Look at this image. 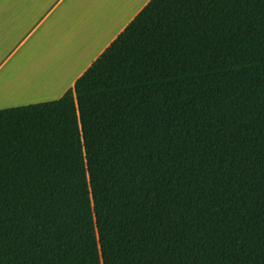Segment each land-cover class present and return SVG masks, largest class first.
<instances>
[{"label":"trees","instance_id":"16d2710c","mask_svg":"<svg viewBox=\"0 0 264 264\" xmlns=\"http://www.w3.org/2000/svg\"><path fill=\"white\" fill-rule=\"evenodd\" d=\"M0 264H264V0H150L0 109Z\"/></svg>","mask_w":264,"mask_h":264},{"label":"crops","instance_id":"0c3cea01","mask_svg":"<svg viewBox=\"0 0 264 264\" xmlns=\"http://www.w3.org/2000/svg\"><path fill=\"white\" fill-rule=\"evenodd\" d=\"M149 1L0 0V86L41 96L0 109L60 98Z\"/></svg>","mask_w":264,"mask_h":264},{"label":"rangeland","instance_id":"374dc122","mask_svg":"<svg viewBox=\"0 0 264 264\" xmlns=\"http://www.w3.org/2000/svg\"><path fill=\"white\" fill-rule=\"evenodd\" d=\"M1 81H3V79ZM21 83L22 86L19 85L20 83H13L12 85H7V88H9V90L5 91L2 90L5 87L0 86V101L2 102V104L20 102L22 96H24L26 99L41 97L40 95H34L33 93H31L37 88V85H35L34 82H32V84L29 86H26L23 82Z\"/></svg>","mask_w":264,"mask_h":264},{"label":"bare ground","instance_id":"6f19581e","mask_svg":"<svg viewBox=\"0 0 264 264\" xmlns=\"http://www.w3.org/2000/svg\"><path fill=\"white\" fill-rule=\"evenodd\" d=\"M2 90H3V91H5V90H9V88L5 87V88H3ZM0 92H1V91H0Z\"/></svg>","mask_w":264,"mask_h":264}]
</instances>
